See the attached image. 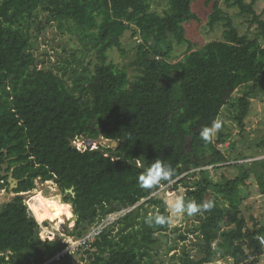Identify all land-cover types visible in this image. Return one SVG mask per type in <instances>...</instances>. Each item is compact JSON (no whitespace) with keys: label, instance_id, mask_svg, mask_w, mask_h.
I'll use <instances>...</instances> for the list:
<instances>
[{"label":"trees","instance_id":"16d2710c","mask_svg":"<svg viewBox=\"0 0 264 264\" xmlns=\"http://www.w3.org/2000/svg\"><path fill=\"white\" fill-rule=\"evenodd\" d=\"M150 1L0 0V188L9 186L3 165L18 180L15 195L0 203V264H71L73 258L86 264H165V257L170 264H252L264 256V227L257 221L248 227L233 201L237 178L224 186L185 183L188 174L228 162L218 146L228 135L221 131L205 144L200 129L226 105L235 106L234 119L243 126L252 95L264 88L258 38L264 40V12L257 13L254 0H224L251 17L258 37L249 38L239 34L219 0H205L213 9L208 27L222 23L223 40L199 51L186 37L185 25L199 20L193 0H166L161 14L151 10ZM53 25L79 44L62 75L38 68L33 53V40ZM128 32L137 46L134 59L122 65L109 57L124 53ZM181 44H187L182 60L170 63L174 45ZM243 85L248 90L233 102ZM100 137L117 146L81 151L72 144ZM157 158L176 170L172 188L185 187L186 200L211 199L215 207L185 215V228L147 226L148 212L167 213L162 186L148 191L136 183L144 170L137 161L148 165ZM36 180L53 181L59 189L74 186V195L63 197L77 213L72 230H66L74 238L108 215L130 210L74 253L56 258L68 243L41 238L38 224L25 215L20 193L34 189Z\"/></svg>","mask_w":264,"mask_h":264},{"label":"rangeland","instance_id":"374dc122","mask_svg":"<svg viewBox=\"0 0 264 264\" xmlns=\"http://www.w3.org/2000/svg\"><path fill=\"white\" fill-rule=\"evenodd\" d=\"M252 1V0H247ZM151 10L159 14L167 8L166 0H151ZM219 5L223 12L232 18L234 25L237 27L240 35H247L249 38L258 37L257 28L255 25H251V17L247 15H240L237 8L227 7L224 0H219ZM254 7L257 13L264 12V0H254ZM192 11L198 17L199 20L191 21L185 25L186 37L194 44V49L202 51L203 47L208 42L215 40H223L222 23L216 24L213 29L208 27L209 15L213 12L212 3L205 4V0H193L191 5ZM132 32L124 34L121 42V47L124 50L123 54H117L111 52L110 60L119 64L127 65L134 59L135 50L137 46V37L133 38ZM259 38V44L264 46V40ZM34 56L38 59V68L52 69L54 72L62 75L64 71L63 67L68 62L73 60L71 54L75 52L79 44L77 38L73 35H61L55 25L44 30L42 34L33 40ZM187 49V44L174 45L173 52L169 57L170 63H177L182 60ZM131 79L135 76L134 72L130 71ZM248 90V86H240L233 94V102H236L238 98ZM236 108L233 105H226L220 116L225 121V125L221 131L225 132L228 136L224 143L218 144L221 151L228 159V163L219 166H206L203 169L195 171L193 174L186 176L185 183L189 186L203 185L204 181H209L212 185H225L229 180L234 178L238 179L235 186L234 194L238 196L234 203L241 209L242 214L247 219L248 227H253L255 221L258 220L264 225V196L262 198V191L255 189V186L259 185V179L264 182V146H258L264 141V88H256V93L251 97L250 111L247 118L244 120L243 126L234 119L236 114ZM72 144L77 148L94 149V147H111L109 142L103 138L96 140L87 139H75ZM242 155V156H240ZM248 156L247 158H244ZM239 160V161H237ZM6 165V169H7ZM5 169V171H6ZM11 171V170H9ZM186 175V174H184ZM183 175V176H184ZM247 181H249L247 184ZM174 184V183H173ZM171 185H165L160 188L159 191H163V200L169 197L170 193L185 196V187L179 186L177 189H173ZM55 185L53 181H35V188L20 193L25 201L37 190L43 191L46 195H49L50 187ZM197 185V186H198ZM57 186V193H58ZM15 193L10 190V186L7 189L0 188V203L9 201ZM234 195V196H235ZM220 197L219 195H216ZM241 199H240V198ZM251 198L250 200H247ZM244 200V202H243ZM247 202V203H246ZM222 205H226L227 201L220 199ZM127 210H130L127 209ZM126 212V209L117 211L114 214L108 216L121 217ZM107 216V217H108ZM103 220L95 223L94 226L102 223ZM262 218V219H261ZM59 228L63 227L66 231L67 228H73V222L65 218L64 223L56 221ZM260 223V222H259ZM185 228L187 222L183 216L180 219L174 220L170 227ZM83 234L82 236H85ZM264 238V234L261 235ZM71 237V236H70ZM71 239H76L71 237ZM194 238L190 236V241L187 243L188 247L193 249ZM80 258L71 259V264H83L79 261ZM165 264H170V261L165 257ZM227 261V260H226ZM250 259L244 264H251ZM252 264H264V256L256 260H251ZM232 264L231 260L224 262L223 260L216 261V264ZM86 264V262L84 263Z\"/></svg>","mask_w":264,"mask_h":264},{"label":"clouds","instance_id":"9594fccd","mask_svg":"<svg viewBox=\"0 0 264 264\" xmlns=\"http://www.w3.org/2000/svg\"><path fill=\"white\" fill-rule=\"evenodd\" d=\"M224 125L225 121L223 118H215L210 125L203 126L200 129L199 137L205 144H211ZM137 163L144 168L136 177V183L142 190L151 191L164 184L171 185L175 183L176 170L169 164L164 163L162 159L157 158L148 165L140 161H137ZM65 193H74V186L58 189V194L54 197L46 195L43 191H35L24 202L26 218L33 220L37 224H43L46 220L58 221L62 224L65 218L74 223L77 213L73 203L63 198ZM163 204L167 214H162L159 211L148 212L144 218V223L147 226H170L174 220L180 219L185 215L194 217L211 211L215 207V202L211 199L197 203L195 200H186L184 195L175 193H170L169 197L163 200ZM127 211L129 210L126 209Z\"/></svg>","mask_w":264,"mask_h":264},{"label":"built area","instance_id":"2783aa9c","mask_svg":"<svg viewBox=\"0 0 264 264\" xmlns=\"http://www.w3.org/2000/svg\"><path fill=\"white\" fill-rule=\"evenodd\" d=\"M93 148H96L93 146ZM81 151L85 150V148H77ZM117 217L108 216L102 223L96 225L95 227H91L85 236H81L76 239H71V237L67 236L63 227L59 228L57 223L53 221H44L43 224H38V234L43 239L53 240L60 239L63 243H68V247L60 253L57 258L64 255L65 253L72 254L75 252L76 248L80 246L84 240H93L95 236L99 234V232L108 224L113 222ZM259 241L262 243L264 247V238L262 236L259 237Z\"/></svg>","mask_w":264,"mask_h":264},{"label":"water","instance_id":"95a60500","mask_svg":"<svg viewBox=\"0 0 264 264\" xmlns=\"http://www.w3.org/2000/svg\"><path fill=\"white\" fill-rule=\"evenodd\" d=\"M109 144L111 145V147L109 148H114L117 146V142L116 141H108ZM6 169V165H3V170L1 172L2 176H7V181L9 183V186H10V190H14L15 188L18 187V180L13 178L12 176V171H8L6 172L5 171ZM72 195H74V193H71ZM91 227L88 226V229H90Z\"/></svg>","mask_w":264,"mask_h":264},{"label":"crops","instance_id":"0c3cea01","mask_svg":"<svg viewBox=\"0 0 264 264\" xmlns=\"http://www.w3.org/2000/svg\"><path fill=\"white\" fill-rule=\"evenodd\" d=\"M248 156H246V158H247ZM237 161H239V160H237ZM226 163H228V162H226ZM226 163H223V164H226ZM246 182H247V184H249L248 182L249 181H247L246 180ZM259 185H257V186H255V189H257V190H260V191H262V193L263 194H261V196H262V198H263V196H264V182H263V180H261V179H259ZM251 198H248L247 200H250ZM243 202H244V200H243ZM247 203V202H246ZM262 219V218H261ZM259 222V225L261 226V227H264V225L261 223V221L260 220H258ZM53 222H55L56 223V221H53ZM75 223V222H74ZM89 230V229H88ZM87 230V231H88ZM65 233H66V231H65ZM68 236V235H67ZM70 237V236H69ZM61 241V240H60ZM57 258V257H56ZM80 261V260H79ZM50 261H48V262H46L45 264H48ZM81 262V261H80ZM83 264L85 263V262H82Z\"/></svg>","mask_w":264,"mask_h":264},{"label":"bare ground","instance_id":"6f19581e","mask_svg":"<svg viewBox=\"0 0 264 264\" xmlns=\"http://www.w3.org/2000/svg\"><path fill=\"white\" fill-rule=\"evenodd\" d=\"M51 189H50V193H49V195L48 196H50V197H54L55 195H57L58 193H57V185L55 184V185H53L52 187H50Z\"/></svg>","mask_w":264,"mask_h":264}]
</instances>
